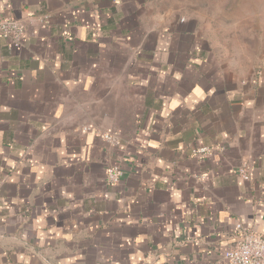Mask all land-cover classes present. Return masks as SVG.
Masks as SVG:
<instances>
[{"label":"crops","instance_id":"obj_1","mask_svg":"<svg viewBox=\"0 0 264 264\" xmlns=\"http://www.w3.org/2000/svg\"><path fill=\"white\" fill-rule=\"evenodd\" d=\"M163 12L0 0L24 26L0 38V264H226L236 223L264 236V46L235 73Z\"/></svg>","mask_w":264,"mask_h":264},{"label":"rangeland","instance_id":"obj_2","mask_svg":"<svg viewBox=\"0 0 264 264\" xmlns=\"http://www.w3.org/2000/svg\"><path fill=\"white\" fill-rule=\"evenodd\" d=\"M152 5L167 20L192 18L201 39L233 72L254 70L264 46V0H152Z\"/></svg>","mask_w":264,"mask_h":264},{"label":"built area","instance_id":"obj_3","mask_svg":"<svg viewBox=\"0 0 264 264\" xmlns=\"http://www.w3.org/2000/svg\"><path fill=\"white\" fill-rule=\"evenodd\" d=\"M24 37V26L18 20L12 18H0V38L8 42L9 47L21 44ZM108 141H114L110 134H106ZM212 151L210 146H200L192 150L194 155L208 156ZM239 174L248 178V169L242 166ZM122 170L116 165H110L106 169V180L109 184L119 181ZM234 244L222 253V259L226 264H264V236L252 231L241 223L234 227Z\"/></svg>","mask_w":264,"mask_h":264}]
</instances>
